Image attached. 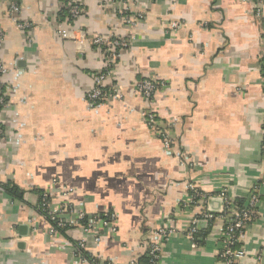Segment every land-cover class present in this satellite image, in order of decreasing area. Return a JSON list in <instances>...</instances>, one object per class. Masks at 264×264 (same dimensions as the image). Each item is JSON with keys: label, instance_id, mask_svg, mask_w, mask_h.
I'll use <instances>...</instances> for the list:
<instances>
[{"label": "crops", "instance_id": "crops-1", "mask_svg": "<svg viewBox=\"0 0 264 264\" xmlns=\"http://www.w3.org/2000/svg\"><path fill=\"white\" fill-rule=\"evenodd\" d=\"M17 1L29 30L12 20L10 0H0V60L10 70L0 83V182L25 195L0 193V264H91L75 255L82 241L99 264L138 263L165 227L175 233L158 264H218L221 224H201L206 239L196 247L187 235L201 211L187 205L188 184L234 199L264 184V17L254 15L255 0H79L84 15L75 26L84 34L76 42L57 31L67 20L63 0ZM124 8L135 25L123 22ZM110 32L130 44L113 70L123 99L93 105L87 94L105 54L89 39ZM142 79L161 84L152 101L134 89ZM147 111L171 129L172 148L149 129ZM260 191V215L237 264H264V185ZM43 194L55 208H72L68 222L82 212L115 214V232L74 226L50 235ZM207 207L219 212L222 202Z\"/></svg>", "mask_w": 264, "mask_h": 264}, {"label": "built area", "instance_id": "built-area-1", "mask_svg": "<svg viewBox=\"0 0 264 264\" xmlns=\"http://www.w3.org/2000/svg\"><path fill=\"white\" fill-rule=\"evenodd\" d=\"M65 9L67 10V20L61 23L58 27V33L67 40L76 42L77 32L83 30L77 29L75 26L77 21L84 15V9L79 0H63ZM155 0H146V2H153ZM145 2V4H146ZM146 6V5H145ZM126 8V7H125ZM124 8V9H125ZM20 5L17 0H10V13L12 20L16 23L18 28L22 31L30 29L31 24L22 22L19 19L21 13ZM254 15L258 18L264 17V0H255ZM122 20L127 25H135L138 19L133 17L129 9L121 12ZM142 16L139 15L138 18ZM179 24H173V29H179ZM4 34L0 30V48L2 47ZM90 44L95 48L102 50L105 54V66L103 70L93 74V87L87 94L88 100L93 105H99L109 99H123L124 85L116 82L113 78V70L118 60L121 51L127 49L130 44L126 38H121L110 32L106 36H97L89 39ZM10 70L0 60V83L1 79L7 76ZM264 79V78H263ZM1 85V84H0ZM159 84L150 79H142L134 83V89L137 93L148 101H152L158 90ZM7 105V99L0 94V111ZM143 117L149 129L158 137L165 148L170 149L173 146V136L171 129L162 123L159 116L153 111L143 113ZM4 136V127L0 123V140ZM264 184L255 183L249 195L245 198V203L240 206L237 204L228 190H220L215 193H208L203 191L194 182L188 184L189 199L188 207L190 209H201L197 216L192 219L187 235L192 240L193 247H196L200 240L206 239L205 232L200 229L201 224H206L208 227L215 223L221 224L220 244L221 248L218 255V264H237L247 255V250L243 245L251 228L253 222L258 219L260 215V207L262 204L261 186ZM71 190H66L64 194ZM0 193L4 194L3 188L0 186ZM43 208H40L41 214L51 224L49 231L50 235L55 234L58 230L52 225L57 224V228H72L74 226H81L85 234H88L100 226L103 229H111L115 232V228L111 227L116 220L113 213H105L100 216L88 217L85 213H79L74 222H68L63 219L67 213L73 212L72 208L62 205L53 207L52 203L48 201L47 195H42ZM212 198H217L222 202V209L219 212H214L207 207L208 201ZM100 225V226H99ZM175 233L174 228H160L155 230L153 236L155 240H147L146 254L150 257L149 264H158L163 252V246L166 241ZM96 241H102L100 235L96 236ZM85 242L82 241L75 246V255L83 258L82 253L85 251ZM111 264L110 262H108ZM131 264H138L132 262Z\"/></svg>", "mask_w": 264, "mask_h": 264}, {"label": "trees", "instance_id": "trees-1", "mask_svg": "<svg viewBox=\"0 0 264 264\" xmlns=\"http://www.w3.org/2000/svg\"><path fill=\"white\" fill-rule=\"evenodd\" d=\"M115 68V67H114ZM264 77V75H263ZM0 186L3 188V191L6 195H8L9 197H11L12 199L16 200V201H24V195L25 193L18 188L17 186H12V185H5L3 183L0 182ZM48 201H50L49 199H47ZM237 204L242 206L245 203V199H236ZM43 203L44 200L43 198L40 199V203H39V207L43 208ZM57 230L58 232H66L67 230H69L70 228L65 227V228H57V224H52ZM83 258L85 260H88L91 264H99L97 259H95L92 256H89L88 253L83 252L82 253ZM150 261V257H148L147 254H145L142 258L139 259L138 264H149ZM106 264H109L108 262Z\"/></svg>", "mask_w": 264, "mask_h": 264}]
</instances>
